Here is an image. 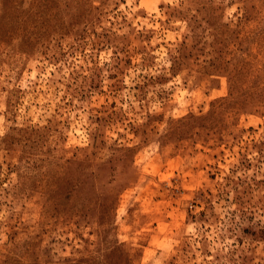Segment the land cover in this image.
Returning a JSON list of instances; mask_svg holds the SVG:
<instances>
[{
  "label": "rangeland",
  "instance_id": "obj_1",
  "mask_svg": "<svg viewBox=\"0 0 264 264\" xmlns=\"http://www.w3.org/2000/svg\"><path fill=\"white\" fill-rule=\"evenodd\" d=\"M0 264H264V0H0Z\"/></svg>",
  "mask_w": 264,
  "mask_h": 264
}]
</instances>
